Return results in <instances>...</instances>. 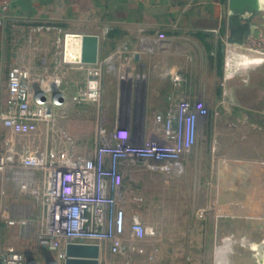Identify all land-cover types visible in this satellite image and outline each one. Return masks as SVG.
Here are the masks:
<instances>
[{
	"label": "rangeland",
	"instance_id": "rangeland-1",
	"mask_svg": "<svg viewBox=\"0 0 264 264\" xmlns=\"http://www.w3.org/2000/svg\"><path fill=\"white\" fill-rule=\"evenodd\" d=\"M169 49L171 55L134 67L138 77L125 91H119L116 76L106 80L103 103L110 124L120 109L150 130L157 116L168 118L170 111L182 121L187 108L193 142L183 149L184 138L177 140L183 151L171 173L124 166L127 213L139 214L158 231L154 239L138 243L143 254L109 255L105 261L259 264L258 256L264 254V65L227 79L224 44L216 51L202 38L187 35ZM43 60L39 57L24 67L37 72L41 64L53 65L59 59ZM168 72L182 76L179 88ZM83 81L80 74L65 76L72 91ZM227 83L234 87L233 94ZM95 118L91 104L73 106L67 113L65 128L77 142L78 156L87 157L92 149ZM174 128L183 132L181 123ZM136 197L143 202L136 203Z\"/></svg>",
	"mask_w": 264,
	"mask_h": 264
},
{
	"label": "built area",
	"instance_id": "built-area-1",
	"mask_svg": "<svg viewBox=\"0 0 264 264\" xmlns=\"http://www.w3.org/2000/svg\"><path fill=\"white\" fill-rule=\"evenodd\" d=\"M9 8V3L0 4V26ZM69 34L59 42V65L42 73L15 65L8 73L9 96L7 107L0 110V130L19 140L8 139L0 152V179L30 200L34 211L10 217L7 225L24 235L34 233L35 245L23 251L0 246V264H66L69 245L97 246L100 264L109 255L143 253L138 243L154 239L158 230L139 214L127 213L124 166L171 173L178 154L193 142L187 108L182 110L184 122L170 111L168 118L157 116L150 130L136 128L134 117L120 109L110 124L103 103L106 80L116 76L119 91L129 89L138 77L132 70L139 55L125 45L105 57L99 54L96 64L69 61ZM167 38L166 33L158 35L160 41ZM66 68L83 74V83L74 91L65 82ZM168 76L176 88L184 81L178 72ZM87 104L96 107L94 144L87 157H81L64 122L71 107ZM197 107L203 113V105ZM177 122L182 133L174 128ZM179 138H184L183 149L176 144ZM135 202L143 199L136 197Z\"/></svg>",
	"mask_w": 264,
	"mask_h": 264
},
{
	"label": "crops",
	"instance_id": "crops-1",
	"mask_svg": "<svg viewBox=\"0 0 264 264\" xmlns=\"http://www.w3.org/2000/svg\"><path fill=\"white\" fill-rule=\"evenodd\" d=\"M4 3H9L10 8L5 24L0 26V110L7 107L10 69L15 65L28 66L39 57L43 62L48 57L49 61L51 57L59 60L53 65L41 64L35 73L59 65L62 54L59 52L58 58L55 45L61 49L59 42L66 33L99 36L101 57L127 45L139 55L134 64L138 67L156 56L171 55V45L187 35L202 38L217 51L229 32L226 0H0V4ZM105 32L107 40L103 38ZM160 33H166L167 40L160 41ZM227 43L226 47L233 44ZM68 69L64 76L80 74L83 77L82 73ZM227 85L233 94L234 87ZM136 128H140V123ZM10 137L8 130H0V152ZM30 211H34L33 203L16 195L15 189L0 179V246L3 249L23 251L35 245L34 233L24 235L18 227L7 225L10 217ZM105 260L102 264H107Z\"/></svg>",
	"mask_w": 264,
	"mask_h": 264
},
{
	"label": "water",
	"instance_id": "water-1",
	"mask_svg": "<svg viewBox=\"0 0 264 264\" xmlns=\"http://www.w3.org/2000/svg\"><path fill=\"white\" fill-rule=\"evenodd\" d=\"M228 5L227 42L257 50H264V0H226ZM100 37L81 35L80 50L76 59L96 64L100 54ZM100 250L93 245H69L66 264H100ZM264 264V254L258 256Z\"/></svg>",
	"mask_w": 264,
	"mask_h": 264
},
{
	"label": "bare ground",
	"instance_id": "bare-ground-1",
	"mask_svg": "<svg viewBox=\"0 0 264 264\" xmlns=\"http://www.w3.org/2000/svg\"><path fill=\"white\" fill-rule=\"evenodd\" d=\"M80 43H81V35L68 36L66 40L67 59L70 60L76 59L80 50ZM226 49H227V58H226L225 72L227 79L229 78L231 79L236 75L244 74L248 70L257 69L258 67L264 65V53L262 51L254 50L251 48H245L233 44H229L226 47ZM229 93H232L231 88H229Z\"/></svg>",
	"mask_w": 264,
	"mask_h": 264
}]
</instances>
